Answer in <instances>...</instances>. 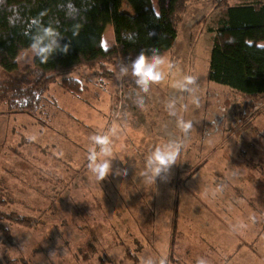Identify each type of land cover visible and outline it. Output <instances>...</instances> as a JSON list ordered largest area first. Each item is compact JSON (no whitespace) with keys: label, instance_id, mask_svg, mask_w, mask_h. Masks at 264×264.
<instances>
[{"label":"rangeland","instance_id":"obj_1","mask_svg":"<svg viewBox=\"0 0 264 264\" xmlns=\"http://www.w3.org/2000/svg\"><path fill=\"white\" fill-rule=\"evenodd\" d=\"M206 1L191 3L164 57L165 78L147 93L130 73L116 79L119 61L110 76L75 70L70 76L89 87L82 96L64 91L58 78L37 115L12 114L0 103V194L13 201L3 210L34 221L32 228L7 223L14 243L0 234V251L31 264H134L132 258L144 264L160 257L168 264L172 256L178 264L199 257L209 264H264V94L245 95L208 79L213 46L231 42L216 33L226 16L219 1L246 0ZM115 44L114 30L105 32L102 47ZM34 59L31 50L22 52L11 75L33 67ZM167 62L175 65L170 73ZM184 75L197 80L198 105L173 87ZM169 98L176 99L175 116L165 108ZM178 118L193 123L186 137ZM113 126L119 128L113 173L99 181L88 168L90 137ZM182 137L168 180L142 183L136 173L146 155ZM117 169L127 175H115ZM218 183L224 190L213 196ZM237 223L247 227L233 231Z\"/></svg>","mask_w":264,"mask_h":264},{"label":"trees","instance_id":"obj_2","mask_svg":"<svg viewBox=\"0 0 264 264\" xmlns=\"http://www.w3.org/2000/svg\"><path fill=\"white\" fill-rule=\"evenodd\" d=\"M192 2L194 0H0V69L6 75L0 79V103L12 114L37 115L44 102L49 101L45 95L58 78H62L60 87L75 96L89 91L85 83L70 76L77 69L86 68L110 76L113 75L110 66L134 59L142 50L150 55L147 50L156 48L166 57L175 46ZM206 2L212 3V0ZM222 2L226 16L216 33L231 42L213 46L208 79L245 95H263L264 46L259 44L264 43V0H246L238 6H229L225 1L219 4ZM125 4L133 13L126 11ZM109 25L113 26L116 44L105 49L101 42ZM38 26L57 29L65 38L62 44L71 40L70 50L67 54L56 53L46 61L35 57L33 67L25 69L20 76H12L18 70L20 54L30 50V38ZM38 122L44 125L41 119ZM12 202L9 195L0 194V234L7 242L14 243L7 223L32 228L34 221L3 210ZM132 261L141 264L139 258ZM104 262L101 260L100 264ZM0 264L31 262L13 258L3 248ZM168 264H178V261L172 256Z\"/></svg>","mask_w":264,"mask_h":264},{"label":"clouds","instance_id":"obj_3","mask_svg":"<svg viewBox=\"0 0 264 264\" xmlns=\"http://www.w3.org/2000/svg\"><path fill=\"white\" fill-rule=\"evenodd\" d=\"M75 35V33H74ZM65 38L61 33L51 27L38 26L36 32L31 36L29 48L35 57L41 61H46L48 58L56 53L67 54L71 47V40L67 43H61ZM149 54L141 51L134 59L129 61H121L118 65V73H115L116 79L121 80L122 77L128 76L129 73L135 78L136 86L147 93L152 84H157L165 78L164 65L166 64L165 58L159 53L156 48L148 49ZM175 68L171 62H167V70L170 73ZM173 87L180 93L186 94L191 99L193 104H199V97L196 95L198 86L197 80L192 75H184L181 79L175 81ZM136 103L138 106L143 107L144 101L142 96H137ZM176 99L169 98L165 104L166 110L170 115H176ZM177 127L186 137L190 130L193 128L192 121H186L183 118L177 119ZM212 127L217 130L220 127L215 120L212 122ZM119 128L113 126L103 134H94L90 137L92 147L89 149L87 160L90 172L96 176L99 181H103L110 174L113 173V138L118 135ZM34 140L35 137H29ZM184 147V138L170 140L162 146L156 147L153 151L149 152L144 160L143 171L137 172L136 176L142 178L144 184H155L157 179L166 182L170 176V170L176 164L178 156ZM115 175H127L126 170L117 169ZM224 185L216 184L212 191V195L223 192ZM208 190H206L207 192ZM250 219L255 222L254 217ZM247 225L237 223L232 226L233 231H239L246 228ZM59 243V241H58ZM50 257L56 255L55 251L49 253ZM144 264H167L165 257H160L157 260L148 258ZM196 264H209L208 260L204 257H199Z\"/></svg>","mask_w":264,"mask_h":264},{"label":"crops","instance_id":"obj_4","mask_svg":"<svg viewBox=\"0 0 264 264\" xmlns=\"http://www.w3.org/2000/svg\"><path fill=\"white\" fill-rule=\"evenodd\" d=\"M154 2H155V1H154ZM154 5H155V4H154ZM123 8H124V7H123ZM125 9H126V8H125ZM110 30H111V32H113V30H114L112 25H109V26L107 27L106 32H107V31H110ZM62 42H63V40L61 41V43H62ZM102 44H103V40H102V42H101V46H103ZM260 46H264V43H261ZM26 51H27V50H26ZM23 52H24V51H23ZM18 59H19V58H18ZM18 64H19V61H18ZM18 67H19V65H18Z\"/></svg>","mask_w":264,"mask_h":264}]
</instances>
